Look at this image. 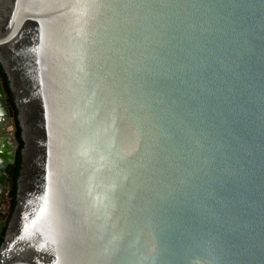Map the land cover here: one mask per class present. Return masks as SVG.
<instances>
[{"label": "water", "instance_id": "obj_1", "mask_svg": "<svg viewBox=\"0 0 264 264\" xmlns=\"http://www.w3.org/2000/svg\"><path fill=\"white\" fill-rule=\"evenodd\" d=\"M0 65V264H264V0H0Z\"/></svg>", "mask_w": 264, "mask_h": 264}, {"label": "trees", "instance_id": "obj_2", "mask_svg": "<svg viewBox=\"0 0 264 264\" xmlns=\"http://www.w3.org/2000/svg\"><path fill=\"white\" fill-rule=\"evenodd\" d=\"M0 73L3 77V80H4V85H5V90L9 96V100H10V103H11V106H12V109L14 111V123H15V126H16V134H17V137H18V147H17V150H16V163L13 167V172H12V180H13V190H12V194H11V197L9 199V211H8V215H7V220L5 221V224H4V227L1 231V235H0V244L3 240V235L5 233V229H6V225H7V221L11 215V212L14 208V205H15V194H16V179H17V176H18V170H19V166H20V148L23 144L22 142V139L20 137V127L18 125V120L16 118V108H15V105H14V102H13V97H12V93H11V90L9 88V85H8V80L6 78V74L4 73L1 65H0Z\"/></svg>", "mask_w": 264, "mask_h": 264}, {"label": "crops", "instance_id": "obj_3", "mask_svg": "<svg viewBox=\"0 0 264 264\" xmlns=\"http://www.w3.org/2000/svg\"><path fill=\"white\" fill-rule=\"evenodd\" d=\"M3 128H5L6 129V131L8 132L9 130H10V126L8 125H6V127L4 126V127H2L1 125H0V152H1V149H3L2 148V143H10V135H8V134H5L4 135V129ZM8 136H9V140H8ZM9 149L8 147H5V149ZM5 155V154H4ZM7 162V159H6V155L5 156H3V155H0V162ZM0 173H3V171L2 172H0ZM6 186H2V184L0 183V194H2L4 191H6ZM1 204H2V200L0 201V206H1ZM0 211H2V208L0 207Z\"/></svg>", "mask_w": 264, "mask_h": 264}, {"label": "flooded vegetation", "instance_id": "obj_4", "mask_svg": "<svg viewBox=\"0 0 264 264\" xmlns=\"http://www.w3.org/2000/svg\"><path fill=\"white\" fill-rule=\"evenodd\" d=\"M10 199V198H9ZM9 199H7V201H8V211H9ZM7 220V216H6V219H5V221ZM0 235H1V232H0Z\"/></svg>", "mask_w": 264, "mask_h": 264}, {"label": "rangeland", "instance_id": "obj_5", "mask_svg": "<svg viewBox=\"0 0 264 264\" xmlns=\"http://www.w3.org/2000/svg\"><path fill=\"white\" fill-rule=\"evenodd\" d=\"M7 209H8V204L6 205Z\"/></svg>", "mask_w": 264, "mask_h": 264}]
</instances>
